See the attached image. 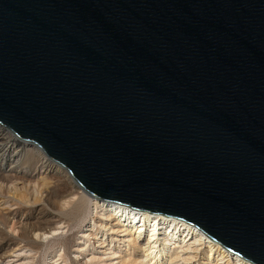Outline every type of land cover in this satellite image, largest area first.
<instances>
[{
    "label": "water",
    "instance_id": "obj_1",
    "mask_svg": "<svg viewBox=\"0 0 264 264\" xmlns=\"http://www.w3.org/2000/svg\"><path fill=\"white\" fill-rule=\"evenodd\" d=\"M0 126L264 264V0H0Z\"/></svg>",
    "mask_w": 264,
    "mask_h": 264
},
{
    "label": "bare ground",
    "instance_id": "obj_2",
    "mask_svg": "<svg viewBox=\"0 0 264 264\" xmlns=\"http://www.w3.org/2000/svg\"><path fill=\"white\" fill-rule=\"evenodd\" d=\"M33 148L17 142L0 126V155L3 157L0 167L5 172L14 166H31L34 171L41 169V174L61 177L64 172ZM32 152L34 154H30ZM62 178L72 183L70 189L75 190L77 185L69 182L66 173ZM72 190L69 194L74 192ZM75 191L79 194L77 198L87 204V210L75 231L78 239L72 256L64 247L51 248L44 264H249L182 221L138 213L114 204H100L85 192ZM67 198L61 203L62 207L74 203V194L73 198ZM56 232L35 233L34 239L48 242Z\"/></svg>",
    "mask_w": 264,
    "mask_h": 264
},
{
    "label": "rangeland",
    "instance_id": "obj_3",
    "mask_svg": "<svg viewBox=\"0 0 264 264\" xmlns=\"http://www.w3.org/2000/svg\"><path fill=\"white\" fill-rule=\"evenodd\" d=\"M33 151L37 150L33 148ZM2 159L0 155V162ZM59 169L73 182L66 171ZM40 171H34L31 166H14L5 172L0 167V264L14 261L17 262L13 264H44L51 248L64 247L72 256L78 239L75 231L87 210V204L77 198L79 194L75 191L82 190L73 188L71 195L73 185L62 178L64 173L59 177ZM73 194L74 205L62 207L61 203L67 197L73 198ZM52 230L57 234L50 241L34 239L35 233Z\"/></svg>",
    "mask_w": 264,
    "mask_h": 264
}]
</instances>
